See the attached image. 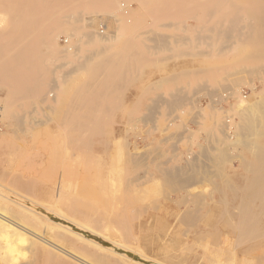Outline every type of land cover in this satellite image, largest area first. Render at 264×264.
Listing matches in <instances>:
<instances>
[{"label":"rangeland","instance_id":"374dc122","mask_svg":"<svg viewBox=\"0 0 264 264\" xmlns=\"http://www.w3.org/2000/svg\"><path fill=\"white\" fill-rule=\"evenodd\" d=\"M27 1L0 0V53L19 50L32 21L23 52L34 55L6 57L4 66L19 72L0 74V199L70 217V203L125 210V236L116 240L134 261L147 254L148 264H264V51L249 55L264 50V4L34 0L18 12ZM250 20L255 29L240 36ZM56 22L51 40L43 30ZM108 58L121 68L95 112L88 86ZM119 226L103 230L115 239ZM131 230L143 231L140 247Z\"/></svg>","mask_w":264,"mask_h":264},{"label":"bare ground","instance_id":"6f19581e","mask_svg":"<svg viewBox=\"0 0 264 264\" xmlns=\"http://www.w3.org/2000/svg\"><path fill=\"white\" fill-rule=\"evenodd\" d=\"M33 1L34 0H32V3H31V0H29L25 3H16V5L18 4V9H17V10H19L18 12L23 11L22 10L23 8L26 9L30 6L35 7V5L33 4ZM105 1L107 2V4L112 2L113 3L112 5H115V7H119V8L123 7V3L120 0H105ZM156 1H158V0H156ZM257 1L261 2V4H264V2H263L264 0H257ZM39 4H41V6L46 7V0L45 1L40 0ZM47 4H49L48 0H47ZM1 5H3V4H1ZM47 7H48V5H47ZM39 8L40 7H38V9ZM125 8H126V4H125ZM245 11H247V10H245ZM160 12L162 13V11H160ZM2 13H4V12H2ZM7 13L8 12H6V14ZM161 13H159L158 16H161L160 15ZM2 15L4 16L5 14H2ZM26 16H27V14H26ZM158 16H156V17H158ZM39 17H40V15H39ZM0 19H2V18H0ZM260 20H261V18H260ZM0 22H1V20H0ZM28 22H30V23L26 22L25 23L26 26L22 28L23 44H21L18 47L19 50H15L17 48H15V49L13 48V50H11L9 52L0 53V56H1V58H0V74H3L5 72L8 74L11 73V75H12V72H13L12 76L16 77L15 73L19 72L16 67L15 68H7L4 66V63L6 62V57H8V56H14V57L19 56V57H21L24 55L28 56V57L29 56L34 57V55H32V53H27L28 51L23 52L24 48H26L28 46L27 39L31 38V37L30 38L27 37L28 34H25V33H28V31L30 29L29 27H30L32 21H28ZM4 24H6V23H4ZM254 25H255V23L252 20H250L248 22L247 26L237 30V33L240 36H247L248 37V35L250 36L251 32L255 29ZM263 26L264 25L259 27L260 31L263 32L261 41H264V28H263ZM42 27H43V25H42ZM59 27H60V23L56 22V24L53 25L52 28L47 27L43 31H45L46 36L52 40L53 38L51 37V35L53 33H55L59 29ZM2 28H4V27H2ZM2 28H0V29L2 30ZM115 29H117V28H115ZM38 30L40 31L41 29L38 28ZM69 37H71V36H69ZM51 40L48 42V44L54 45V43L51 42ZM64 42L67 43V44L64 43L65 44V50L68 51L69 53H72L74 51V46H73V43H71V40L66 39V40H64ZM32 43H34V42L31 41V44ZM128 44H130V43H128ZM87 45H89V44H87ZM116 47H118V46H116ZM134 48L135 47H133V49ZM102 49H103V47H102ZM134 51H135V49L133 50V52ZM263 51L264 50H261V51L255 50V51H252V53L250 52L249 55L251 57H254L255 55L259 56V55H262ZM96 52L98 53L97 50H96ZM135 54H138V53L135 52ZM91 55H93V53H91ZM114 55H115V53H114ZM250 56H248L246 59L249 60ZM121 58H122V56H121ZM25 63H26V61H25ZM96 65L98 67L100 66L101 68H103L105 71V74L103 77L101 76L98 79V81H97V79H96V81L92 80L93 82L88 86V88H89L88 92L90 94L91 99L89 100L87 106L90 107L92 110H95V112L98 110V107H101V105H99V104H102L104 102L103 99L101 100V97H100L101 91H105L104 89L106 88V87L104 88V86H105L104 84H106V82L108 80H110V78H113V76H115L118 73L119 69L121 68V63H120V60H118V58H117L115 60H111V59L105 60L102 64L97 63ZM129 65H130V63H129ZM124 68H126V67H124ZM124 70L127 71V69H124ZM73 73L74 72H72V74ZM239 73H242V71ZM101 75H103L102 71H101ZM120 76H121V74H120ZM234 77H236V76H234ZM122 78L123 77H121L120 79H122ZM243 78H245V77H243ZM37 80H38V78H37ZM33 83L35 86L37 84H39L36 80H33ZM85 83H87V82L85 81ZM85 83H84V85H86ZM122 86H123V84H122ZM5 88H8V87L5 86ZM27 88H29V87H27ZM114 88H117V87H114ZM8 89H9V93H12L13 88H8ZM37 90H38V86H37ZM22 91H23V89H22ZM17 93H18V91H17ZM20 93H21V91H20ZM28 93H29V91H28ZM30 93H31V91H30ZM120 93H121V91H120ZM244 98H246V97H244ZM8 100H10V99H8ZM14 100H16V99H13L12 101L14 102ZM16 101H18V100H16ZM6 103H7V101H6ZM15 108H16V105H15ZM240 108L244 109V104L242 101L240 103ZM8 109L9 108H7V110ZM106 110H108V109H106ZM103 111H105V110H103ZM2 113H3V110L0 111V117L3 116ZM99 113H101V112H99ZM253 117H255V116H253ZM66 120L68 121L69 119H66ZM227 123H229V122H226V124ZM68 124H73V123L71 122ZM69 130H71V129L69 128ZM170 172L171 171H169V173ZM176 172H177V170H176ZM166 176H167V174H166ZM15 181L21 187H24V188L29 187V181H27L25 179H16ZM0 187H5V185L0 182ZM253 189H255V188L253 187ZM252 193H254V192H252ZM252 193H251V197L253 196ZM254 196H256V195H254ZM47 197L48 198H54L52 195H48ZM263 198H264V196H263ZM244 201H246V200H244ZM251 202L252 201H250V203ZM243 205H245V204H243ZM40 207H41L42 211H39L38 210L39 208L37 209L38 211H36L30 205H27V203L15 202L9 198L1 197V199H0V264H11L13 262L18 261L20 258L26 257L27 255L29 257L27 259H29L30 261L28 260L26 263L21 262L22 264H148L149 260H151V258L148 257L147 254H141V260L138 259L140 261L136 260L137 261L136 262L132 258H130L126 255L125 245L123 243L122 244L117 243L118 240H116V239H123L125 236V229H126L125 228V219H127V218H125V210L124 211H118V212H115L113 214H104V213L97 212V211L96 212L91 211V207L88 204L70 203V204L66 205V207L70 209V214H72L70 217L64 213L54 212L51 209H49L43 205ZM241 209H243L241 211H244V209H246V208H241ZM243 213H242V215L246 214V212L244 214ZM189 214H191V213H189ZM73 217H79L82 219V221L75 222L74 220H71V219H73ZM111 221L120 222V226H119V229L117 230L115 239H112L111 237L106 236V234L103 230L104 228H106L108 226V224ZM69 222H70V224H69ZM244 222L246 223L247 220H244ZM242 224H241V226L245 225L244 223H242ZM244 227H245V229H244ZM244 227L242 229L246 230L247 226H244ZM143 229H145V228H143ZM240 230L241 229H239V231ZM242 231L243 230H241V234H242ZM142 232H140V230L138 232H136V231L133 232L132 230L129 232V234H132L133 236L136 237V239H138V241H140L139 247L141 246V242L143 241L142 240ZM244 233L245 232H243V236L247 235ZM155 262H156V260H155ZM17 264H20V263H17Z\"/></svg>","mask_w":264,"mask_h":264},{"label":"built area","instance_id":"2783aa9c","mask_svg":"<svg viewBox=\"0 0 264 264\" xmlns=\"http://www.w3.org/2000/svg\"><path fill=\"white\" fill-rule=\"evenodd\" d=\"M101 34H104L103 27H101ZM64 43L67 44L66 42H64Z\"/></svg>","mask_w":264,"mask_h":264}]
</instances>
